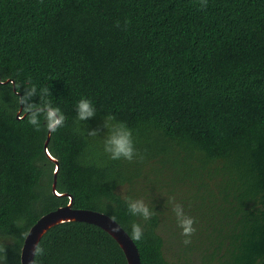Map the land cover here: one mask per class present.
Returning <instances> with one entry per match:
<instances>
[{
	"label": "trees",
	"instance_id": "16d2710c",
	"mask_svg": "<svg viewBox=\"0 0 264 264\" xmlns=\"http://www.w3.org/2000/svg\"><path fill=\"white\" fill-rule=\"evenodd\" d=\"M0 78V264H21L25 233L69 202L52 191L46 123L36 131L20 102L32 86L31 102L47 88L66 116L48 148L74 208L115 216L130 235L138 218L118 189L152 198L157 214L135 241L142 264H181L159 233L166 210L175 220L170 196L211 228L204 264H264V0H0ZM81 98L97 115L77 125ZM106 115L133 131L142 161L104 153ZM40 245L35 264H128L84 222Z\"/></svg>",
	"mask_w": 264,
	"mask_h": 264
},
{
	"label": "clouds",
	"instance_id": "9594fccd",
	"mask_svg": "<svg viewBox=\"0 0 264 264\" xmlns=\"http://www.w3.org/2000/svg\"><path fill=\"white\" fill-rule=\"evenodd\" d=\"M208 6V0H200V8L204 9ZM125 22V27L127 26ZM116 27H120V22H116ZM37 88L32 86L25 89L24 95L21 97V104L27 114L28 122L35 128L36 131L41 130V118L46 123V128L49 133H55L60 127H63L66 121L65 114L57 106H54L51 101L44 99L49 95V90L44 88L40 91L39 103L31 102L33 97H36ZM97 115V110L92 100L88 98H81L76 104V124L88 121ZM103 127L107 130L103 141V151L113 161L127 160L133 162L137 158L142 161L144 156L136 149L133 131L124 122L118 121L113 115H106L104 117ZM77 131H80L79 127ZM89 137H98V130H91L87 132ZM122 186V193L120 199L124 202L127 208V213L137 220L131 223L130 239L133 241H140L144 235V225L139 221H150L157 212L154 210L152 203L150 204L144 198L133 197L129 194V190ZM171 206V212L175 216L176 226L181 230L180 234L184 237L183 243L185 246L192 243V236L195 235L197 229L195 227L197 221L194 217L185 212L182 203L176 201L174 196L167 197V206ZM110 219L115 222L116 217L112 216ZM22 221H17L21 224ZM118 230V226H117ZM27 235V233H25ZM45 254L44 248L39 244L33 246V255L35 257L43 256Z\"/></svg>",
	"mask_w": 264,
	"mask_h": 264
},
{
	"label": "water",
	"instance_id": "95a60500",
	"mask_svg": "<svg viewBox=\"0 0 264 264\" xmlns=\"http://www.w3.org/2000/svg\"><path fill=\"white\" fill-rule=\"evenodd\" d=\"M50 138L51 133L48 132V138L45 142L44 151L47 158L55 164L52 191L57 197H68L69 202L64 206H60L56 210L43 215L30 228L21 248V264H35L33 246L37 243L40 244L42 238L50 229L67 222H84L101 228L119 244L125 254L128 264H142L137 244L135 241L130 239L129 233L116 220L113 222L110 219V216L103 212L74 208V197L70 194L59 193L57 191V176L60 165L58 158L53 156L49 151L48 145Z\"/></svg>",
	"mask_w": 264,
	"mask_h": 264
},
{
	"label": "rangeland",
	"instance_id": "374dc122",
	"mask_svg": "<svg viewBox=\"0 0 264 264\" xmlns=\"http://www.w3.org/2000/svg\"><path fill=\"white\" fill-rule=\"evenodd\" d=\"M152 167V166H151ZM211 182L212 180H208ZM214 187V186H213ZM127 189H130L129 187ZM119 194L122 193V188L118 189ZM151 195V194H150ZM147 202H151L152 198L147 196L144 198ZM187 213V211L185 210ZM170 210H166L165 218L160 224L159 233L165 241L164 253L166 258L172 263L181 264H204V255L208 249V237L204 234L211 232V228L206 227V224L198 223L197 231L192 236V243L185 246L183 243L184 237L181 236L179 228L176 226V220L169 219ZM201 242H204L201 245Z\"/></svg>",
	"mask_w": 264,
	"mask_h": 264
}]
</instances>
